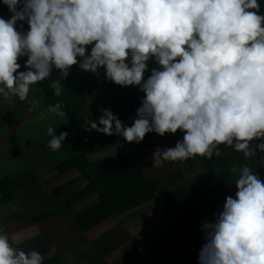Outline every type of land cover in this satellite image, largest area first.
I'll list each match as a JSON object with an SVG mask.
<instances>
[{
	"label": "clouds",
	"instance_id": "1",
	"mask_svg": "<svg viewBox=\"0 0 264 264\" xmlns=\"http://www.w3.org/2000/svg\"><path fill=\"white\" fill-rule=\"evenodd\" d=\"M0 101H27L38 82L59 96L72 66L144 94L131 126L108 109L86 130L140 143L148 133L183 132L172 148L157 147L152 167L211 159L220 146L247 160L264 153V14L258 0H2ZM27 23V31L17 23ZM90 51L86 54V48ZM26 57L23 67L18 60ZM151 69L145 79L149 62ZM66 121L60 102L39 119ZM56 151L68 133L48 126ZM253 141H259L253 146ZM235 196L201 224L198 264H264V182L247 164L234 165ZM37 250L14 248L0 232V264H43Z\"/></svg>",
	"mask_w": 264,
	"mask_h": 264
},
{
	"label": "trees",
	"instance_id": "2",
	"mask_svg": "<svg viewBox=\"0 0 264 264\" xmlns=\"http://www.w3.org/2000/svg\"><path fill=\"white\" fill-rule=\"evenodd\" d=\"M6 11L8 9L5 5L0 6V18ZM76 68L77 65L72 66L70 75L65 81H61L62 91L59 96L54 95L53 89L49 86L51 80L58 75L55 71L52 77L38 82L34 86L39 89L47 105L60 102L63 105V111L66 113L67 122L57 127L54 133L58 136L60 132H67L68 135L58 150L52 151L50 149V154L54 153L57 156L54 160L55 169L60 175L68 174L73 170L78 173V176L74 179L53 189L52 194L59 196L70 190L74 185L84 182L86 184L84 186L78 185L79 187L69 193L61 204L53 207L41 205L42 202L38 201L39 197L36 192L37 186L34 187L36 184V178H33L35 170L32 164H28L0 180V207L18 200L23 195V197L26 196V198L33 200L34 205H27L26 209H28V216L31 215L35 224L65 212L74 215L75 225L82 233H89L93 228L112 217H120L121 224L143 217L149 212L147 204L157 201L173 230L170 234L148 243L144 248L148 250L158 246L165 240L180 238L188 251V256L184 257L179 264H198L199 251L205 242L200 226L205 221H211L214 214L223 207V205H216V203L204 206L193 205L194 179L191 176L194 166L200 160L208 163L209 159L199 157L189 159L183 163L165 162L164 164L168 165V172L158 177L151 176L149 170L152 172L155 167H152L151 161L141 163L136 149L99 159H90L88 155L92 152L126 142L118 135L108 136L95 130H86L88 120L90 121L91 118L86 114L90 102L92 101L94 105H101L106 102L105 109L116 115L123 125L131 126L136 116L135 110L141 106L144 94L138 87H121L107 81L104 78V69L100 68L97 74L93 76L96 83H87V85L95 87L99 94H103L104 99L91 100L82 83L75 80ZM99 117L100 115L94 121L98 123ZM161 139H166L172 148L178 141H182L183 132L178 130L175 134L166 133L163 137L155 132L148 133L142 142L135 144L137 148H142L159 142ZM258 142L253 141V146ZM47 148H49L48 143L45 149ZM220 148V155L218 157L213 156L214 163L212 162L205 169V177H202V188L215 180H219L222 186L226 185L232 190L231 196L234 197L236 176L230 169L234 165L243 164H247L253 172H256L258 178L264 182V153L258 152L256 156L245 160L241 153L235 152L231 147L220 146ZM209 175H212L210 181L208 179ZM198 180L199 177L196 181ZM179 181H187V184L177 186ZM169 187L175 189L167 194L165 190ZM30 193L32 194L29 198ZM205 193L208 197L209 192L205 191ZM92 197H94V202L88 208L78 211ZM37 203L43 209L34 213L33 208L37 209L35 205ZM9 206L14 207L16 205ZM20 217H24L23 212ZM17 219L18 216L15 220L12 217V219H9V223ZM44 239L45 236L40 235L26 242L20 248H32L36 243H43ZM97 257L95 256L92 261L93 264L101 259L100 256ZM71 260L72 257L69 256L55 255L43 264H67L66 262Z\"/></svg>",
	"mask_w": 264,
	"mask_h": 264
},
{
	"label": "rangeland",
	"instance_id": "3",
	"mask_svg": "<svg viewBox=\"0 0 264 264\" xmlns=\"http://www.w3.org/2000/svg\"><path fill=\"white\" fill-rule=\"evenodd\" d=\"M150 67L151 66H149L148 69H150ZM34 93L37 94L38 92L36 88L32 87L29 93V99L38 101L36 96L30 98ZM26 102L24 101V103ZM105 104L104 108H106ZM64 122V120L58 117L51 119V121H46V119L40 122L36 121L26 129L19 131V134H22V136H28L29 139L35 138L34 140L26 139L24 141L26 145L23 146L22 138L20 141H17L16 138L15 143L9 144L8 146H0L1 148H7V150L12 149L9 150V152H17L16 154H19L16 158L10 155L9 157L4 156L0 158V180L9 174L17 172V170L22 169L25 165L32 164L35 166V173H37L35 175L37 178L34 187L36 188L37 186L36 192L39 197L38 201L42 202L41 205H47L49 207L61 204L74 189H77L79 186H84L86 182L78 184L79 186L74 185L70 190L59 196L53 195L51 192L56 187L70 181L78 175L74 170L68 174H58L54 162L57 156H55L54 153L50 154V148L45 149L50 139L46 133V128L52 126L55 127V131V129L61 126V124H64ZM1 130L2 129H0V133L2 134L4 131ZM38 137H40V140L37 139ZM16 142H19L20 145H15L18 144ZM33 142H39L40 146L33 145ZM147 146L137 148L135 143L125 142L94 152L95 154H90L88 157L90 159L103 158L136 149L141 163H147L152 160V154L157 147L161 149L171 148L166 139H161L159 142ZM40 147L42 155L39 152L37 153ZM34 159L38 161L33 162ZM167 172L168 165L165 164L159 168L152 169V172L149 170V173L153 177L162 176ZM186 184L187 181H179L177 186H184ZM174 189V187H169V189L165 190V193L168 194ZM31 194L32 193H30L29 198ZM17 201L18 205L14 204L17 203ZM93 202L94 197L86 201L78 211L83 208H88ZM5 205L16 206L9 207L5 212L2 211L0 220L3 226L5 225L10 230L26 228L21 235V240H27L39 233L46 234V240L49 246L44 248V250L40 249V253L44 257L43 262L50 259V257L59 255L63 257H72V262H67V264H93L92 261L95 259V256L101 257L96 264H179L184 257L188 256V251L180 238L165 240L158 246L148 250L144 248L148 243L170 234L173 230L172 225L166 219L157 201L150 202L149 204L152 214L150 216L151 218L146 217V219H138L121 224L119 221L120 217H112L101 225L93 228L89 233H82L75 225L74 215L65 212L35 225L31 215L28 216L27 214L28 209H26L27 205H34L33 200L26 198V196L23 197L22 195L18 200ZM35 205L37 209L33 208L34 213L43 209L41 206H37L39 205L38 203ZM22 212L24 213L23 218L20 217ZM10 215H13L14 220L17 216L18 219L13 221V224H9L8 222L6 225L4 220ZM148 219V222L144 221ZM12 235L13 233L8 232L9 238L12 237ZM81 239L84 242H80ZM17 241H20V239ZM97 259H99V257H97Z\"/></svg>",
	"mask_w": 264,
	"mask_h": 264
},
{
	"label": "crops",
	"instance_id": "4",
	"mask_svg": "<svg viewBox=\"0 0 264 264\" xmlns=\"http://www.w3.org/2000/svg\"><path fill=\"white\" fill-rule=\"evenodd\" d=\"M258 3L260 4L259 13L264 14V0H260ZM0 6H4L2 3V0H0ZM10 15H11V13L8 10L3 14V16L1 18L8 19L10 17ZM20 24H21V22L17 23V30L21 31V32L27 31V29H28L27 23L26 22L23 23L22 28L20 27ZM262 26H264V25H262ZM89 51H90V46L88 48H86V54ZM25 60H26V57L21 58L18 60V63H20L21 66L23 67ZM149 66H151L150 69H148L147 72H145L146 74H144L145 79L147 78V75L148 76L150 75L151 69L154 67H157V65L154 63V61H150ZM70 72H71V70L69 71V75H70ZM74 74H75V80L82 83V85L88 91V95L91 98V100L104 99L103 94L102 93L99 94V92H97V89L95 87L93 88L92 85L91 86L87 85V83H93L95 81V78H93V76L96 75L97 73L92 74L90 72L82 71L77 66ZM94 83H96V82H94ZM33 88H36L38 93L37 94L34 93V95L31 96L30 98H33L34 96H36L38 98V102H39L33 111L28 110L30 105L26 101H25L26 103H24V102H20L18 100H15L12 104H8L7 102L0 101V129H2L1 131H4L2 134L0 133V146H4V145L8 146L9 144L15 143L16 138H17V141L18 140L20 141L22 138V141H23L22 145L23 146L26 145V143L24 142L26 139L27 140H34L35 139V138L29 139L28 136L26 137L25 135L22 136V134H19L20 130L26 129L31 124H34V122H36V121L40 122L41 119H39V113L43 108H45L47 106L44 98H42V96L39 92V89L36 86H33ZM94 95H96V96H94ZM100 109H105L103 103L101 105H94L92 103V101L90 102V105H89L87 112H86V114L88 116H91L90 121H94L97 118V116L102 115V113L100 112ZM94 116H96V117H94ZM51 119H53V118H51ZM51 119H46V121H51ZM37 139L40 140V137H38ZM16 143H18V144H15V145H20L19 142H16ZM32 144L36 145V146H40L39 142H33ZM121 144H123V143H121ZM13 149H15V148H13ZM9 150H12V149L7 150V148H1L0 147V158L4 157V156L9 157V155L14 156L15 158L17 156H19V154H16L17 152H9ZM48 151H49V149H48ZM38 152L41 154V147L39 148V150H37V153ZM95 152H97V151H95ZM90 154H95V153L92 152ZM96 159H99V158H96ZM35 161H38V160L34 159L33 162H35ZM214 161H215L214 158H213V160L211 158V160H209L208 163H204V161L200 160L194 166L195 168L193 170L192 178L194 179V181H193V205H195V206L196 205H200V206L211 205L214 203H216V205H223V203L225 201V197L231 196L232 190L226 185L222 186V184L219 182V180H215L214 182L209 183V185L203 186V188H202V185H203L202 177H205L204 176V174L206 172L205 169H207L211 165L212 162L214 163ZM33 168L35 170V166H33ZM36 174L37 173H34V177ZM197 177H199L198 181H196ZM35 178H37V177H35ZM211 178H212V175H209V177H208L209 181L211 180ZM205 191L209 192L208 197H206ZM14 204L18 205V201H17V203H14ZM149 204H147V207L149 208V212L146 215H144L143 217L137 218L135 220L144 219V218L146 219V217L149 218L152 215ZM9 207H10L9 205H7L5 207L4 206L0 207L1 208L0 214H2V211L5 212L6 209H8ZM3 209H5V210H3ZM160 209L162 210L161 207H160ZM162 212H163V210H162ZM217 212H219V211H217ZM12 217H13V215H10L9 217H7L4 220V223L7 225L9 222V219H12ZM144 221L148 222L149 219L144 220ZM13 223H9V224H13ZM35 225H37V224H35ZM25 230H26V228H22V229L17 228V230H15V229L10 230L5 225L3 226V223L0 220V232H3L7 235H8V232L13 233L12 237L9 238V241L14 248H16L18 250H23L25 252L31 251L33 249L40 252V249L44 250V248H47L49 246V243H47V240H46L47 236H46V234H43V233L42 234L39 233L38 235H36L32 238H29L27 240H21V235L24 233ZM40 235L45 236L43 243H36L32 248H27V249H21L20 248L26 242H28L32 239H35L36 237H38ZM13 236H14V238H13ZM19 239H20V241H17ZM80 242H84V241L81 239ZM85 249H87V248H85ZM68 262H72V260L68 261ZM70 264H72V263H70Z\"/></svg>",
	"mask_w": 264,
	"mask_h": 264
}]
</instances>
